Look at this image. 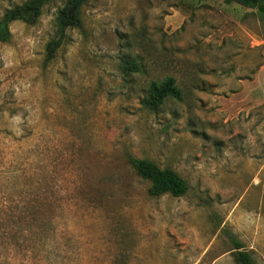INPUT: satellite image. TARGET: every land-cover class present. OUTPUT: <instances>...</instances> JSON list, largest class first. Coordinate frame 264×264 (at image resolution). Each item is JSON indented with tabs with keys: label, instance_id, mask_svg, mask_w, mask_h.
Instances as JSON below:
<instances>
[{
	"label": "rangeland",
	"instance_id": "1",
	"mask_svg": "<svg viewBox=\"0 0 264 264\" xmlns=\"http://www.w3.org/2000/svg\"><path fill=\"white\" fill-rule=\"evenodd\" d=\"M27 0H0L6 9ZM67 0L0 42V264H264V20L219 0ZM140 73L125 76L121 58ZM170 76L181 99L141 104ZM131 156L170 168L151 197Z\"/></svg>",
	"mask_w": 264,
	"mask_h": 264
},
{
	"label": "trees",
	"instance_id": "2",
	"mask_svg": "<svg viewBox=\"0 0 264 264\" xmlns=\"http://www.w3.org/2000/svg\"><path fill=\"white\" fill-rule=\"evenodd\" d=\"M48 0H27L19 6L6 9L0 17V42L6 43L10 40L9 25L14 21H21L27 25L36 23L41 8ZM88 0H67L65 5L58 10L57 32L58 36L46 45V60L54 58L57 50L61 47L67 30L80 27V12L82 6ZM203 1V0H200ZM225 5L236 4L248 9H255L264 20V0H219ZM119 69L125 76L140 73V65L137 60L128 57L120 59ZM180 100L181 90L178 88L173 77L167 76L162 80L151 81L141 99V104L149 111H157L165 101ZM127 163L135 171L137 176L149 182L148 195L158 197L169 194L172 197L183 196L187 191L186 182L170 168H160L149 159H137L129 156ZM233 246V259L236 264H254L249 252L243 249L241 243L230 238Z\"/></svg>",
	"mask_w": 264,
	"mask_h": 264
}]
</instances>
